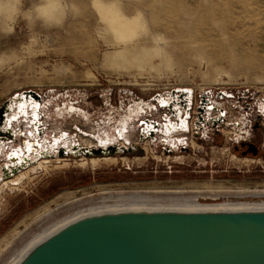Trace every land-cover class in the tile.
Returning <instances> with one entry per match:
<instances>
[{
	"label": "rangeland",
	"instance_id": "obj_1",
	"mask_svg": "<svg viewBox=\"0 0 264 264\" xmlns=\"http://www.w3.org/2000/svg\"><path fill=\"white\" fill-rule=\"evenodd\" d=\"M29 90L40 135L82 147L120 133L127 108L140 116L124 130L129 149L40 160L0 183V264L82 207L264 202V120L252 109L264 100V0H0V107ZM209 103L226 107L220 127L200 118ZM63 104L87 115L57 117ZM241 108L255 155L228 138ZM159 124L183 143L162 140Z\"/></svg>",
	"mask_w": 264,
	"mask_h": 264
},
{
	"label": "water",
	"instance_id": "obj_2",
	"mask_svg": "<svg viewBox=\"0 0 264 264\" xmlns=\"http://www.w3.org/2000/svg\"><path fill=\"white\" fill-rule=\"evenodd\" d=\"M4 111L2 105L1 122ZM246 144L257 154L255 144ZM250 205L218 212L180 205L94 207L56 223L59 228L17 264H264V204Z\"/></svg>",
	"mask_w": 264,
	"mask_h": 264
},
{
	"label": "bare ground",
	"instance_id": "obj_3",
	"mask_svg": "<svg viewBox=\"0 0 264 264\" xmlns=\"http://www.w3.org/2000/svg\"><path fill=\"white\" fill-rule=\"evenodd\" d=\"M169 95L171 94L169 93ZM28 98L36 99L37 97L31 94L27 95L25 94V92H23V94L14 95L3 104L5 107V111L3 117L4 119L3 122L1 123L2 125L0 126V136H1L0 137V183L3 181H7L9 178L17 175L18 173L22 172L23 170L27 169L28 167H30L31 165L35 164L40 160L52 159L54 157H62L61 155L69 154V153H72L75 156H78L79 154H84L86 156H89L96 153V151L102 153L103 155L113 154L114 151L131 148V147H124L129 144L127 133L124 130L125 128L128 127V123L131 119H135L140 116V112L138 108L137 109L134 108L133 110L132 108H127L126 111H124L125 114L119 120L122 128V131L120 133L117 134L115 129H113L112 131L109 130L110 132L108 131L106 133H102V135H100L98 138L99 141L98 145L96 147L88 148V147L80 146L79 144L76 143V140L74 139L73 136L67 134L66 135L64 134L63 136L61 135L62 137H56L54 133L53 134L49 132L45 133L44 131L43 134L40 135V131L36 127V125L39 123L34 120L32 121V118L34 119V110L37 114L39 111L38 108L34 109V105H35L34 102ZM158 100L167 104L169 103V109H170L171 108L170 103L173 102L174 99L173 98L170 99L169 96L163 97L160 94ZM210 107L214 109L216 108V106L213 105H210ZM261 107L264 109V104H262ZM172 112H174V110ZM55 113L57 117H65L66 114L72 115L74 113H82L85 116L87 115L86 112L83 111L81 108H76L71 105L68 106L66 104H63L62 107L58 106ZM181 118H182L181 113H178V120H180ZM28 122H30V124H28ZM21 123L22 125H24L23 133L21 128H17L18 126L21 125ZM177 123L178 121L174 122L172 125L171 123L167 122V125L170 129H172V128H176ZM180 124L184 129H187L184 121L183 122L180 121ZM159 125H160L159 128L160 131L161 129L165 130V132L161 131L162 135H164L165 137L162 140H164L166 143L167 142L170 143L173 141H176L178 144L183 143V138H180L179 136H174L173 131L167 129V127H164L162 124ZM152 126H154V124H152ZM151 129H153V127L149 128V131ZM143 130L145 131L147 130V128H143ZM175 131H177V129H175ZM7 135L14 140L18 136H25V139L23 141V144H19V143L15 144L13 140L11 142H8L6 138L2 139V137ZM120 139L125 140V142H123L124 144L123 146H119L118 144L119 143L118 141ZM87 151L89 152V154L86 153ZM129 202L130 203L127 204L120 203V205L146 204L145 202L138 201L137 199ZM250 204L261 205L264 204V202H258V203L220 202L215 204H201V203L190 204L188 202L186 203L181 202L179 204L176 203L175 205H180L183 207L182 210H187V211L218 212V211H227V210H243L245 208H251L248 207L251 206ZM104 206H109V205L106 204ZM82 209L79 212L92 210L91 207L90 208L88 207L87 209H83V210ZM66 218L68 217H64L58 220V222H61ZM58 228H59L58 224L54 226L52 225L50 228L44 229L41 233L36 234L35 236L33 235L34 237L31 240L29 239L30 240L29 242L26 241L27 244L26 245L24 244L23 248L20 249L21 251L16 256H13L12 260L10 261L11 263L10 262L9 263L17 264L25 256V254L31 248H33V246H35L36 244L41 242L44 238L55 232Z\"/></svg>",
	"mask_w": 264,
	"mask_h": 264
},
{
	"label": "built area",
	"instance_id": "obj_4",
	"mask_svg": "<svg viewBox=\"0 0 264 264\" xmlns=\"http://www.w3.org/2000/svg\"><path fill=\"white\" fill-rule=\"evenodd\" d=\"M184 93L189 94L190 92H184ZM230 96H228V97L231 98ZM182 97L178 98V99H181V102H183V104L185 105L181 108L185 110V111H183V114L186 117L187 114L189 116L191 113L194 112V110L192 108V102L193 101H192V98H190V95H188V96L184 95ZM184 98H186V100H182ZM157 101H159V100L157 99ZM212 103H209L208 105L205 104L203 109H202V112H200L199 114H200V118H201L202 122L203 121H205V122L209 121L212 125L214 124V128L215 127L217 128V127H220L222 123H224V119L226 118L227 110H226V107L224 106V103H222L223 107L219 108V109L218 108L214 109V108L210 107V105H212ZM262 104H264V100L256 99L255 101L252 102V109H253L254 113L261 120H264V109L261 107ZM164 105H165L164 109H167V111H169V110L173 111V109H174L173 102L170 103V107H171L170 109H169V103L168 104L164 103ZM180 106H181V104H180ZM243 109L244 108H241V111L239 113L240 117H238V119H237L238 122L236 121L233 123V125H234L233 131L234 132L232 131L228 137L233 145L234 144L238 145L242 142L249 141L248 137H250V135H251L250 132H251L252 124H251V121H249L247 119V116H249V115L246 112V109L244 111H243ZM235 123H238V125H235ZM216 131H219V129H217Z\"/></svg>",
	"mask_w": 264,
	"mask_h": 264
},
{
	"label": "flooded vegetation",
	"instance_id": "obj_5",
	"mask_svg": "<svg viewBox=\"0 0 264 264\" xmlns=\"http://www.w3.org/2000/svg\"><path fill=\"white\" fill-rule=\"evenodd\" d=\"M68 106H70V105H68ZM71 106H73V105H71ZM60 107H62V106H60ZM32 121H33V118H32ZM28 124H30V122H28ZM31 126V125H30ZM161 131L162 132H165V130L164 129H161ZM162 135V134H161ZM165 137H164V135H162V139H164ZM246 143H253V142H249V141H247V142H244V144L243 145H239L243 150H254V147H250V146H248ZM170 144H176V145H178V143L176 142V141H173V142H170ZM256 145V144H255ZM97 146V145H96ZM95 146V147H96ZM257 146V145H256ZM258 147V146H257ZM260 151V149H259V147H258V150H257V153ZM39 162V161H38ZM38 162H36V163H38Z\"/></svg>",
	"mask_w": 264,
	"mask_h": 264
},
{
	"label": "crops",
	"instance_id": "obj_6",
	"mask_svg": "<svg viewBox=\"0 0 264 264\" xmlns=\"http://www.w3.org/2000/svg\"><path fill=\"white\" fill-rule=\"evenodd\" d=\"M5 138H6V140L8 141V142H11L13 139H11L8 135L7 136H4ZM3 138V137H2ZM24 138H25V136H24ZM14 141V140H13Z\"/></svg>",
	"mask_w": 264,
	"mask_h": 264
}]
</instances>
